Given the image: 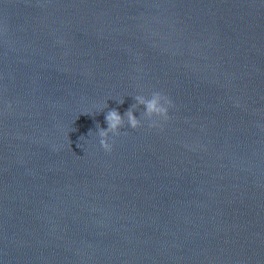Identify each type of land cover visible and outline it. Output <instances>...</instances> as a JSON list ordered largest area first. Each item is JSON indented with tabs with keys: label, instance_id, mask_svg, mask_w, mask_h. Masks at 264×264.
Returning a JSON list of instances; mask_svg holds the SVG:
<instances>
[{
	"label": "water",
	"instance_id": "obj_1",
	"mask_svg": "<svg viewBox=\"0 0 264 264\" xmlns=\"http://www.w3.org/2000/svg\"><path fill=\"white\" fill-rule=\"evenodd\" d=\"M0 264H264V0H0Z\"/></svg>",
	"mask_w": 264,
	"mask_h": 264
},
{
	"label": "clouds",
	"instance_id": "obj_2",
	"mask_svg": "<svg viewBox=\"0 0 264 264\" xmlns=\"http://www.w3.org/2000/svg\"><path fill=\"white\" fill-rule=\"evenodd\" d=\"M135 103L132 107L123 114L112 109L105 114L106 129L100 128L97 125L96 135L99 138V145L105 152H111L112 143L110 137L118 136L121 134V129L127 127L131 130H136L142 126V122H147L149 129H156L161 127V122H167L169 119V110L172 108L173 103L171 99L160 93L153 92L150 97L144 95H135L132 97ZM117 103L123 104L124 97L116 99ZM143 108L139 119L134 116L140 108ZM107 108V104L102 106L99 113ZM91 131L89 132V134Z\"/></svg>",
	"mask_w": 264,
	"mask_h": 264
}]
</instances>
